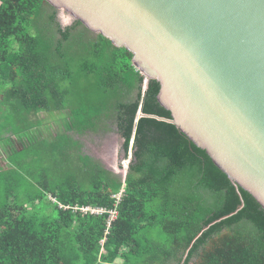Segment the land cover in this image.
Returning <instances> with one entry per match:
<instances>
[{
    "label": "trees",
    "instance_id": "trees-1",
    "mask_svg": "<svg viewBox=\"0 0 264 264\" xmlns=\"http://www.w3.org/2000/svg\"><path fill=\"white\" fill-rule=\"evenodd\" d=\"M93 33L61 27L46 0H0V264H264L262 206L154 117L171 119L159 82L144 87L131 52ZM81 80L101 105H77ZM57 112L63 130L42 136L41 113ZM110 122L125 178L72 135Z\"/></svg>",
    "mask_w": 264,
    "mask_h": 264
},
{
    "label": "water",
    "instance_id": "water-1",
    "mask_svg": "<svg viewBox=\"0 0 264 264\" xmlns=\"http://www.w3.org/2000/svg\"><path fill=\"white\" fill-rule=\"evenodd\" d=\"M46 1L131 52L171 114L154 117L175 124L264 209V0Z\"/></svg>",
    "mask_w": 264,
    "mask_h": 264
},
{
    "label": "rangeland",
    "instance_id": "rangeland-1",
    "mask_svg": "<svg viewBox=\"0 0 264 264\" xmlns=\"http://www.w3.org/2000/svg\"><path fill=\"white\" fill-rule=\"evenodd\" d=\"M57 21L61 27H66L71 25L75 18L67 11L62 9H57ZM80 31L84 33V29L81 28ZM93 34H96L95 32ZM78 85L81 91V100L75 101L77 105L85 108L87 104L101 105L102 102L97 99V95L93 94L91 90H84L83 81L81 80ZM1 97V95H0ZM78 99V98H77ZM81 102V103H79ZM65 112L57 113H41V118L43 120V125L39 129L42 130V136L52 137L57 132L62 131L63 125L65 123V118L63 117ZM110 130L105 133L92 134L87 133V135L78 136L72 132V135L79 139L81 142L82 151L90 155L91 157L98 159L104 167L111 170H115L120 177H124L127 160L123 159L122 152V138L117 132L116 125L110 122ZM114 264H121V260L116 259Z\"/></svg>",
    "mask_w": 264,
    "mask_h": 264
},
{
    "label": "built area",
    "instance_id": "built-area-1",
    "mask_svg": "<svg viewBox=\"0 0 264 264\" xmlns=\"http://www.w3.org/2000/svg\"><path fill=\"white\" fill-rule=\"evenodd\" d=\"M122 193H123V189H121L119 192L113 195V197L116 200V203L119 202L122 196ZM80 209L82 212H90V213H101L104 211V209L102 208H91L89 206H84V207H81ZM115 216H116V211L115 210L110 211V220H112Z\"/></svg>",
    "mask_w": 264,
    "mask_h": 264
}]
</instances>
